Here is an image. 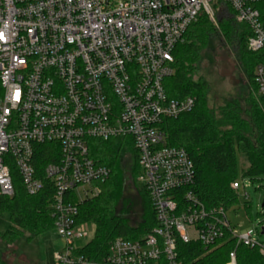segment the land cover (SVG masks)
<instances>
[{
    "label": "built area",
    "instance_id": "obj_1",
    "mask_svg": "<svg viewBox=\"0 0 264 264\" xmlns=\"http://www.w3.org/2000/svg\"><path fill=\"white\" fill-rule=\"evenodd\" d=\"M217 1L0 0V198L15 192L13 168L30 195L50 186L64 243L55 264H95L78 254L92 226L79 221V205L111 174L92 143L112 139L136 152L156 225L141 239L113 240L103 264H183L179 241L211 247L227 236L264 253V224L240 232L226 208H208L191 190L189 153L169 145L163 127L196 104L194 96L169 97L164 83L201 12L218 27L228 8L249 29L248 49L264 52V0H222L215 9ZM254 79L264 96V60ZM41 151L50 159L43 167ZM227 264H237L235 250Z\"/></svg>",
    "mask_w": 264,
    "mask_h": 264
},
{
    "label": "trees",
    "instance_id": "obj_2",
    "mask_svg": "<svg viewBox=\"0 0 264 264\" xmlns=\"http://www.w3.org/2000/svg\"><path fill=\"white\" fill-rule=\"evenodd\" d=\"M219 16L217 28L201 12L188 28L186 41L174 49L175 72L165 79L166 91L171 98L194 96L196 104L190 112L166 119L163 127L167 143L185 148L193 161L195 181L191 190L208 208L228 209L238 200V192L232 188V183L238 179V155L248 163L242 176L254 182L264 178V96L250 93L246 108L234 100L218 109H210L207 104L210 85L202 77L195 78V74L199 71L203 51L210 49L217 37L235 45L253 83L255 67L264 60V52L248 49L249 29L239 23L228 8L224 7ZM122 143L119 139L92 143V155L111 170L109 178L100 184L99 194L79 205V221L94 225L95 236L78 254L95 264H103L116 238L141 239L156 225L151 200L136 179L140 171L137 154L130 146L123 150ZM44 146L42 148H46ZM42 153L44 151L40 152L41 167L50 160ZM126 153L131 155V165L123 163ZM12 175L13 196L0 198V212L9 213L11 225L0 235L14 241L25 231L35 237L53 230L50 186L46 184L38 194L30 195L15 168ZM232 250L236 252L237 264H264V253L258 248L236 245L230 236L211 247L199 242H178L179 259L183 264H227ZM0 264H5L1 258Z\"/></svg>",
    "mask_w": 264,
    "mask_h": 264
},
{
    "label": "rangeland",
    "instance_id": "obj_3",
    "mask_svg": "<svg viewBox=\"0 0 264 264\" xmlns=\"http://www.w3.org/2000/svg\"><path fill=\"white\" fill-rule=\"evenodd\" d=\"M221 3L222 0H218L217 3H213V7L219 9ZM199 67L195 78L202 77L210 85L207 96L210 109H218L234 100L239 101L243 108H246L250 93L256 95V85L245 70L243 59L238 55L235 45L223 40L222 37L214 39L212 47L203 51V59ZM130 158L131 155L126 153L123 163L130 162L131 165ZM247 165L246 159L238 155L237 173L241 187L237 191V202L227 209L229 219L240 232L260 228L264 224L262 206L264 178L254 182L249 177L242 176L243 169ZM130 181L131 179H128V182ZM245 183L248 184L247 187L243 186ZM132 189L134 191V188ZM10 225L9 213L0 212V233H5ZM89 229L86 243L95 236V226L92 225ZM259 239L264 241V234L260 235ZM63 246V240L55 229L35 237H30L25 231L14 241H9L0 235V258L5 264H55L54 253Z\"/></svg>",
    "mask_w": 264,
    "mask_h": 264
},
{
    "label": "snow or ice",
    "instance_id": "obj_4",
    "mask_svg": "<svg viewBox=\"0 0 264 264\" xmlns=\"http://www.w3.org/2000/svg\"><path fill=\"white\" fill-rule=\"evenodd\" d=\"M0 38H2V34H0ZM18 95V94H17Z\"/></svg>",
    "mask_w": 264,
    "mask_h": 264
},
{
    "label": "water",
    "instance_id": "obj_5",
    "mask_svg": "<svg viewBox=\"0 0 264 264\" xmlns=\"http://www.w3.org/2000/svg\"><path fill=\"white\" fill-rule=\"evenodd\" d=\"M262 206H264V200H263V204H262Z\"/></svg>",
    "mask_w": 264,
    "mask_h": 264
}]
</instances>
